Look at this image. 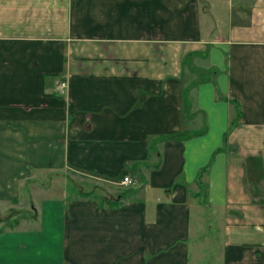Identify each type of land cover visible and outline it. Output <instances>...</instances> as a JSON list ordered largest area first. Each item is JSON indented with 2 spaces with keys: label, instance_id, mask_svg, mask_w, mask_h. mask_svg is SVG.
I'll return each instance as SVG.
<instances>
[{
  "label": "crops",
  "instance_id": "0c3cea01",
  "mask_svg": "<svg viewBox=\"0 0 264 264\" xmlns=\"http://www.w3.org/2000/svg\"><path fill=\"white\" fill-rule=\"evenodd\" d=\"M0 204V264H264V0H0Z\"/></svg>",
  "mask_w": 264,
  "mask_h": 264
},
{
  "label": "rangeland",
  "instance_id": "374dc122",
  "mask_svg": "<svg viewBox=\"0 0 264 264\" xmlns=\"http://www.w3.org/2000/svg\"><path fill=\"white\" fill-rule=\"evenodd\" d=\"M63 85L60 83L59 87L61 88ZM88 184V183H87ZM139 184V182H138ZM88 185L92 186L93 182L89 183ZM67 188L69 189V185L67 186ZM104 190L105 188H103L102 186H98L97 190ZM117 194H122V191H118ZM27 209L26 207H23V209H16L13 206H11L10 204H0V221L5 220V218H8V214L10 213H23L24 210ZM17 210L16 212H13ZM3 218V219H2ZM11 221V220H10Z\"/></svg>",
  "mask_w": 264,
  "mask_h": 264
},
{
  "label": "built area",
  "instance_id": "2783aa9c",
  "mask_svg": "<svg viewBox=\"0 0 264 264\" xmlns=\"http://www.w3.org/2000/svg\"><path fill=\"white\" fill-rule=\"evenodd\" d=\"M64 86V85H63ZM62 86V87H63ZM121 184L125 185V184H129L130 183V180L126 177L122 178L121 181H120Z\"/></svg>",
  "mask_w": 264,
  "mask_h": 264
}]
</instances>
